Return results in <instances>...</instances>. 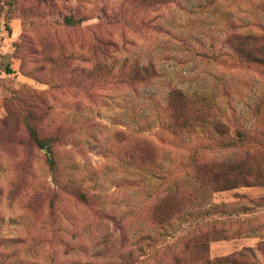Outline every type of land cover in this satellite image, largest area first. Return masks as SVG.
<instances>
[{
  "label": "rangeland",
  "instance_id": "1",
  "mask_svg": "<svg viewBox=\"0 0 264 264\" xmlns=\"http://www.w3.org/2000/svg\"><path fill=\"white\" fill-rule=\"evenodd\" d=\"M135 59L161 76L131 79ZM170 81L211 106L184 139ZM195 147L250 185L197 187ZM0 264H264V0H0Z\"/></svg>",
  "mask_w": 264,
  "mask_h": 264
},
{
  "label": "trees",
  "instance_id": "2",
  "mask_svg": "<svg viewBox=\"0 0 264 264\" xmlns=\"http://www.w3.org/2000/svg\"><path fill=\"white\" fill-rule=\"evenodd\" d=\"M257 42V39H255ZM113 47V51L118 50V44L112 40L102 41V53L108 52V49ZM129 76L131 79H136L141 82L147 80H157L161 76V72L155 62L150 61L145 65L139 59H135L134 63L129 65ZM166 117L162 122L166 124L167 129L176 139L183 138L184 131L190 133V129L195 127L202 120L209 122L213 119L211 114V106L202 109V102L196 97L188 96L177 84L173 81L169 82L168 90L165 96ZM32 136L39 146L47 147L49 153H52L51 142L45 137H40L36 129H31ZM191 142L192 137H188ZM153 152L152 149L148 150ZM135 153V152H134ZM191 177L197 187L212 192L230 190L239 186H247L249 176L253 173L251 167L246 166L243 160L229 159L218 160L214 157L204 158L203 154L197 151V148H192L191 153ZM49 165L52 170L55 169V158L49 156ZM144 170V169H143ZM179 181L171 180L168 189L155 200V209L163 208L164 215L161 219L163 223H169L179 213L183 207L184 195L180 191ZM84 196V195H83ZM85 197V196H84ZM191 250L201 246V251H205L202 236L191 239ZM205 246V247H204ZM189 249V246H188ZM177 260V259H176ZM208 262V261H207Z\"/></svg>",
  "mask_w": 264,
  "mask_h": 264
}]
</instances>
